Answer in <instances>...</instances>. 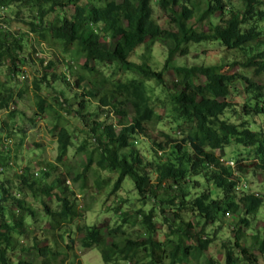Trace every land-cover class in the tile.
<instances>
[{"label":"trees","instance_id":"obj_1","mask_svg":"<svg viewBox=\"0 0 264 264\" xmlns=\"http://www.w3.org/2000/svg\"><path fill=\"white\" fill-rule=\"evenodd\" d=\"M230 4V0H0V19L7 27L0 30V77L2 68L10 66L8 77L0 79V128L7 129H0V175L18 173L17 158L27 131L46 122L50 137L60 148L56 163L41 169L42 181L34 178L29 166L24 167L21 183L34 200L39 202L38 195L45 193L61 203L58 213L44 203L49 230L35 234L29 220L33 223L39 218L37 210L26 199L11 202L13 188L0 182V264H13L14 258H18L16 264L76 261L73 246L67 244L69 252L64 253L57 242L58 237L69 236L67 231L59 232L85 216L77 208L76 194L66 186L64 169L71 162L70 149L75 150L74 157L77 153L82 157L81 172L73 179L80 183V194L88 188L91 170L98 194L111 184V176L116 177L108 196L118 199L119 206L108 210L119 213L121 223L115 226L114 221V227L85 224L79 229L82 248L97 249L105 264H199L214 240L201 238V233L196 238L195 229L223 225L230 213L238 221L234 246H221L226 264H259L251 248L241 242L243 228L250 227L264 203L241 175L243 160L250 157L257 159L256 171L264 174V128L257 121L264 115V0H244L243 9ZM10 8L18 17L22 9L29 13V21H22L28 31L16 36L11 32V21L4 12ZM155 9L165 15L170 29L157 22ZM215 14L221 17L220 25L209 20ZM107 41L113 49L103 48ZM159 42L172 46L162 69L151 64L152 48ZM208 42L226 48L215 63L177 64L178 58L189 56L192 45ZM43 45L50 58L39 60L43 72H36V110L28 127L25 115L17 109L26 91L17 89L20 99H15V89L8 85L25 65L36 66L29 46L37 54V47ZM60 66L64 69L57 73ZM99 66L112 67L130 78L111 81ZM170 71L175 76L172 89L166 84ZM59 81L70 89L75 83L78 90L87 82L96 92L94 101L85 100V93L67 98L64 90L56 88ZM149 83L162 87L165 101L153 100L156 87ZM44 84L56 94L53 105L42 96ZM233 92L242 95L240 105L229 101ZM158 103L164 116L156 111ZM125 108L131 109L133 119ZM113 113L119 116L117 122ZM163 122H168L167 130L157 128ZM233 144L246 150L235 152L237 172L217 156ZM141 149L150 152V159ZM57 168L61 174L65 172L63 178L47 187L49 172ZM127 180L137 194L135 201L141 204L133 217L122 213L126 201L118 195ZM67 192H71L69 196ZM149 203L153 206L147 211ZM13 205L21 215L9 218L6 208L11 211ZM138 221L144 237L130 239L124 227ZM160 234L161 241L157 239ZM23 240H31L33 245L19 248ZM254 248L264 256V240L256 238ZM202 264L215 261L206 259Z\"/></svg>","mask_w":264,"mask_h":264},{"label":"rangeland","instance_id":"obj_2","mask_svg":"<svg viewBox=\"0 0 264 264\" xmlns=\"http://www.w3.org/2000/svg\"><path fill=\"white\" fill-rule=\"evenodd\" d=\"M262 1V0H260ZM243 2L244 0H230V3L236 7V9H243ZM230 4V5H231ZM231 5V6H232ZM13 8H18L21 9L20 7L13 6ZM264 9V7H262ZM6 10V9H5ZM12 8H10L5 12V16L7 17L8 20L11 21L10 27H11V32L16 36L19 33L22 34L26 31H28V28H26V24L24 21H29V13L25 12L24 9H22V13L20 16L13 15L11 13ZM228 17V16H227ZM226 16L223 18H227ZM155 18L157 22L161 25L163 29H170V25L166 22L167 18L165 15L160 12L158 9H155ZM210 22L214 25H220L221 23V17L219 14H215L211 18H209ZM264 26V25H263ZM30 45V43H29ZM32 46V45H31ZM30 47V54L33 56L34 59H36V66H31L30 64L25 65L26 71H19L18 75L14 78V81L9 84V88L15 89V95L14 98L18 99L19 94L18 90L21 89L22 93L23 91H26V93L21 97V100L18 103V111L21 112V114L25 115V121L28 127H30V122L28 120L33 117L34 111L36 110V98L34 95L35 90L33 89V83L34 80H36V72H40V74L43 72V69L40 67L39 60L46 58L45 51L46 48L44 46L42 47H37V54L40 53L41 56L38 58L36 57L37 54L32 51V48ZM103 48L106 50H111L113 49V44L110 41L103 42L102 43ZM172 46L170 44H162V43H157L154 45L152 48V58H151V64L154 68L162 69L166 59H167V52ZM226 52V48L218 43V42H208V43H203V44H198V45H192L190 48V54L188 57L184 58H178L177 59V64L182 65L185 64L187 66H194V65H201V64H206V65H211L215 63L217 60L218 55L221 53ZM56 54L59 55L60 57L61 52L56 50ZM25 56H28L25 54ZM34 61H32L33 63ZM2 76L0 79H4L8 77L9 71H10V66L6 64L2 68ZM64 69V67L60 66L58 67V71H61ZM99 70L103 73L105 77H107L109 80L114 81L118 79H126L130 78V75L128 74H123L117 72V70H114L112 67H101L99 66ZM23 72V74H22ZM239 72L237 70L234 71ZM24 73L27 76L26 80H22L21 77L24 75ZM244 73V72H242ZM251 77V74H249ZM38 77L41 78V75H38ZM138 78V77H137ZM21 80V81H20ZM175 83V76L172 71L168 72L166 74V84L168 88H173V85ZM71 89L68 88V86H64L62 82L59 81L57 84V89L59 91L64 90L66 93L67 98H72L74 94L77 95H82L85 93L84 99L89 100V101H94L93 96L96 94L95 91L91 89V87L88 85L87 82H84L82 84V87L78 90L77 86L75 83L71 84ZM148 86L150 87H156L155 89V94L153 96V100L156 101L158 98L161 99V101H165L166 94L162 92V87H157L153 83H149ZM42 96L47 99V103L50 105L54 104V100L56 97L55 92H52L50 89H47L45 87V84L42 85ZM238 87V86H237ZM18 89V90H17ZM99 92L102 91V87L97 89ZM13 98V99H14ZM20 99V98H19ZM229 101L234 104V105H240L243 101V97L239 93H234L229 97ZM96 108V107H95ZM125 113H129V119H133L132 116L133 114L131 113V109H124ZM156 111L159 115L164 116V110L159 105V103L156 105ZM102 114V113H99ZM113 119L115 122H117L119 116L113 113L112 115ZM47 118H50L49 116ZM49 120V119H48ZM236 120V119H231ZM50 121V120H49ZM257 121L260 123V126L264 128V115L258 116ZM70 122V121H69ZM239 122V121H238ZM237 122V123H238ZM71 123V122H70ZM18 128H20L18 126ZM17 128V129H18ZM158 129L162 130H167L169 128L168 122H163L162 124H159L157 126ZM3 130V132H6V127L0 128ZM119 128H117V131ZM225 131V129H224ZM178 132L175 131V135ZM178 137V134L176 135ZM181 136V135H180ZM179 136V137H180ZM24 138L22 135L20 136ZM40 147V148H39ZM39 148V149H38ZM76 148V147H75ZM44 150V152L42 151ZM60 151L59 146L57 145L56 141H53L52 138L50 137L48 133V128L46 125V122H39L38 127L33 129V130H28L27 135L25 136V140H23V148L21 151V155L17 158L18 161V166H19V171H24L26 173V170H24V167L29 166V172L35 167H39V173L40 177L38 181H42V172L41 169L43 167H47L49 165L55 164L56 163V158L58 156V152ZM239 151L242 153H245L246 150L244 149H237L235 145H231L229 148L225 149L224 152H217V156L224 158L225 161L233 160V157L235 156V152ZM75 150H69L68 152V158L70 159V163L68 164L69 166L64 169L65 172L67 173L68 177L66 180H70L71 183L68 185V187L71 188V192H74L77 197H75L76 202L79 201L81 204V201H83V209L81 210L82 214L85 213L83 216L84 218H78L73 224L70 226H66L62 232L67 231L69 236L65 237L63 240H59L57 238V242L60 245V251H63L64 253H68L69 250L67 248V244L73 246V251L72 253L76 254V261H73V264H105L102 260L101 254L97 249L93 250H87L82 248L81 246V239L83 238L82 232H80V228L83 225H88V226H95L99 225L101 223H109L111 227H114V221H117L115 226L119 222V213L118 215H114V212L110 209H114V207L119 206L117 203L118 199L113 197H109L108 194H110L111 189L110 186L113 187V184L115 182L116 177L111 176V184L107 185L109 188H105V190L101 191L99 194H103V196H100L97 192V186L95 185L94 181L96 176L93 174V170L90 171L88 174V188L86 189L85 193L82 195V198L80 197L79 193V187L80 183H75L73 182V179H75L81 172L82 166H81V161L82 157L80 154H76V157H74ZM141 154L142 155H148V158L150 159V152H145V150L141 149ZM246 155H244L245 157ZM36 160V161H35ZM258 164L257 159L254 157H250L247 160H243L242 165H244V172H242V177L247 180L248 187L250 188L251 192L254 193L255 195H258L259 198L263 199L264 203V174L261 171H256V168H254V165ZM231 165V164H230ZM233 165V164H232ZM237 166L238 164L234 162V166L232 167L234 170L236 169L237 172ZM49 169V168H48ZM18 171V172H19ZM38 171V169H36ZM65 172L61 174V170L57 168L55 172H49V177L46 179V185L47 187H50V185L53 184V182L60 178L62 179ZM242 178V179H243ZM4 181V182H3ZM9 181V182H8ZM22 179L21 176H19L18 173H5L3 175H0V182L4 183L6 187L13 188L12 193L17 191L21 192V188L24 190L25 193L31 196V192L29 189L25 188L22 186L21 183ZM131 182L130 180L125 181L123 184V189L118 193V195L121 194V198L126 201V203H123L121 207H123L122 213H126L128 217H133L135 215V212L138 211L141 207V204L138 201H135L137 197L136 192L134 191V188L132 185H130ZM67 186V185H66ZM69 189V188H68ZM71 192H67L66 194L69 196ZM48 194L41 193L38 195V198L41 199L40 202H36L34 204L35 209L38 211L39 214H42V217L35 219L33 223V228L35 229V232L38 233L42 232L45 230V233L48 232L49 230V224L46 217L45 213V205L50 208V210L54 213H58L61 209V203L57 201L56 198L47 196ZM24 197V196H23ZM33 197V194L32 196ZM2 198V191L0 190V202ZM28 198V196H27ZM13 199V198H11ZM10 199V200H11ZM78 199V200H77ZM109 199V200H108ZM45 203V205H44ZM9 204L8 202L4 203V206L7 207ZM44 205V206H43ZM79 205V204H78ZM153 206L152 203H149L145 210H150V208ZM15 208V206H12V209ZM242 209V208H241ZM6 213L9 218H11L13 215L11 211L6 208ZM84 211V212H83ZM242 212L239 213L241 215ZM230 216L226 217L224 220V224L221 225L219 224L214 225V226H209L205 228L203 231L200 228H196L194 231L195 237H200L203 239H206L208 237L212 238L214 241L210 245L209 249L205 252L204 257L202 260H200L199 264H202V261L206 259H211L213 262L215 261V264H226L225 262V250L222 249L223 243H227L228 246H234L235 244V232L234 230L237 229V216L232 215L231 213L229 214ZM45 216V217H44ZM48 217V216H47ZM41 218L43 221H40ZM32 218L29 220V223L32 224ZM160 228V226H158ZM48 229V230H47ZM124 230L130 237V239L133 240H138L141 237H144V229L140 222H136L135 226H131V223H128L125 225ZM202 231V232H201ZM62 232H59L60 234ZM243 234H244V239L242 240V244L246 245L247 247L251 248V253L253 257L258 259L259 264H264V256L261 255V253L257 250V248H254V243L256 241V238H259L261 241L264 240V208L261 210L260 214H258L254 219H251L250 222V227L247 229L246 227L243 228ZM49 237H51L50 234H48ZM163 234H160L157 239L162 240ZM74 241V244H71L70 242ZM110 242V241H108ZM32 241H27V243H19V248L25 247V248H30L32 246ZM46 244V243H45ZM235 252H238L235 250ZM33 254V253H32ZM22 255V254H21ZM70 260V259H69ZM13 264H16L18 261V258L13 259ZM29 262L33 261V258L30 257L28 259ZM71 260L67 264L70 263ZM118 264H134L132 262H118Z\"/></svg>","mask_w":264,"mask_h":264},{"label":"clouds","instance_id":"obj_3","mask_svg":"<svg viewBox=\"0 0 264 264\" xmlns=\"http://www.w3.org/2000/svg\"><path fill=\"white\" fill-rule=\"evenodd\" d=\"M45 48H46V46L45 45H43ZM42 47V46H41ZM46 55V58H44V59H49L50 57H49V54H45ZM41 56V54L39 53V54H37V57L39 58ZM22 71H26V67H24L23 69H22ZM22 74H23V72H22ZM21 79L22 80H26L27 79V76H26V74L24 73V75H22V77H21ZM21 81V80H20ZM222 162L224 163V165H226V166H229V167H233L234 166V161H232V160H229V161H225V159H223L222 160ZM231 164V165H230ZM233 164V165H232ZM231 167V168H232ZM36 169H38V171H36ZM233 169V168H232ZM35 170V171H34ZM31 172H33V176H34V178L35 179H38L39 178V175H40V173H39V168L38 167H35V168H33L32 170H31ZM0 173H2V168H0ZM24 173V171L22 170V171H19L18 172V174H19V176H21L22 174ZM71 183V181L70 180H66V185H67V187H68V185ZM68 188H70V187H68ZM71 189V188H70ZM84 194V193H83ZM83 194H81L80 195V197L82 198V195ZM78 195V194H77ZM77 195H75L76 197H77ZM24 196V197H23ZM27 196H28V198H27ZM258 196V195H257ZM11 198H13V199H11L10 201L11 202H13V201H15V199H17V200H19V201H24L25 199L26 200H28V202L30 203V207H33L34 209H35V207H34V204L36 203V202H38L37 200H34L33 199V197H31L30 195H28L27 193H25V192H17V191H15V192H13L12 193V195H11ZM78 200V199H77ZM41 201V199L39 198V202ZM77 203V208H78V210L80 211V213H82L81 212V210L83 209V201H81V204H80V202L79 201H77L76 202ZM79 204V205H78ZM15 206V205H14ZM84 212V211H83ZM11 213H12V215H14V216H20L21 215V210L19 209H17V207H15V208H11ZM37 214L39 215V218L40 217H42V214H39L38 213V211H37ZM83 214H85V213H83ZM45 217V216H44ZM40 221H43V219L41 218V220ZM34 223V222H33ZM33 223L31 224L32 225V228H33ZM30 229V230H34L35 231V229L33 228V229ZM48 230V229H47ZM35 234H38V233H36L35 232ZM61 234H63V232L61 233ZM33 237V236H32ZM49 238H51V237H49ZM59 238V237H58ZM59 240H60V238H59ZM29 241H31V240H29ZM21 242V244L22 243H27V241H20ZM48 244H50V243H48ZM32 245H33V243H32Z\"/></svg>","mask_w":264,"mask_h":264},{"label":"built area","instance_id":"obj_4","mask_svg":"<svg viewBox=\"0 0 264 264\" xmlns=\"http://www.w3.org/2000/svg\"><path fill=\"white\" fill-rule=\"evenodd\" d=\"M7 27L1 22V19H0V30L1 29H6Z\"/></svg>","mask_w":264,"mask_h":264}]
</instances>
